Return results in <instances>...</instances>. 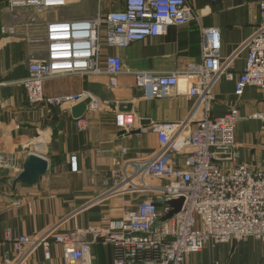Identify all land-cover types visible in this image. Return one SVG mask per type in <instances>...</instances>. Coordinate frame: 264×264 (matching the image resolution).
<instances>
[{"label":"crops","instance_id":"crops-1","mask_svg":"<svg viewBox=\"0 0 264 264\" xmlns=\"http://www.w3.org/2000/svg\"><path fill=\"white\" fill-rule=\"evenodd\" d=\"M263 1L190 0L197 19L172 25L165 35L126 48L104 46L103 55H119L123 61V73L114 88L105 72L70 73L46 80V97L85 92L107 102L97 111L87 110L83 116L87 126L80 129L72 114L77 103L32 104L22 80L29 73V62L47 53L49 21L104 16L122 10L125 0H67L65 5L44 12L28 7L13 10L8 0H0V153L11 159L9 166L0 167V264L19 261L15 239L20 235L100 230L155 196L154 190H133L123 181L116 183L113 172L124 162L146 160L159 148L158 135L151 129L154 123L185 122L183 132L189 133L203 113L196 108L195 98L187 94L188 82H180L172 95L149 99L137 89L133 72L167 73L199 62L202 29L217 27L223 58L237 53L233 70L238 75L246 62V42L264 23ZM101 67L105 68L104 60ZM213 91V116H222L233 105L239 108L237 163L264 170V119L255 116L264 114V88L250 85L237 96L235 81L222 78ZM123 102L133 105L130 132L116 124V114L122 112L118 104ZM31 153L46 158L49 168L38 182L26 184L17 177ZM184 157L185 153L173 155L177 164H182ZM49 252L48 258L41 246L22 264H65L60 244L53 243ZM92 258L93 264H113L112 246L98 239L92 245ZM184 264H264V242L253 237L209 242L189 254Z\"/></svg>","mask_w":264,"mask_h":264},{"label":"built area","instance_id":"built-area-1","mask_svg":"<svg viewBox=\"0 0 264 264\" xmlns=\"http://www.w3.org/2000/svg\"><path fill=\"white\" fill-rule=\"evenodd\" d=\"M190 0H125L122 10L97 15L92 19L52 20L47 24V53L33 59L22 80L32 104H75L91 98L88 112L105 103L85 92L46 97L44 84L51 78L70 74L109 76V85H118L123 73L119 55L104 54V46L126 48L149 37L163 36L172 25H185L197 19ZM67 0H8L13 10L22 7L44 12L65 5ZM264 12V1L260 4ZM6 31V30H4ZM201 60L186 68L167 73L134 71L137 89L149 99L172 95L180 82H188V96L195 98L202 117L189 133L185 122L154 123L160 146L144 161L124 162L113 172L116 183L128 189L154 190L157 194L141 201L124 216L111 220L100 230L88 228L67 233L48 230L37 235L23 234L15 239L24 263L39 247L46 256L53 243L63 247L65 264H93L92 245L101 239L113 249V264H184L189 254L209 242L226 243L253 237L264 242V170L237 163L236 127L240 119L237 105L222 116L211 114L215 100L214 85L222 78L235 81V94L246 87L264 88V23L246 42L247 57L243 70L234 72L237 53L223 58L217 27L202 29ZM104 57V58H103ZM104 60L105 68L101 67ZM256 117L264 119L259 112ZM116 124L130 132L134 115L116 114ZM85 129L86 119H77ZM126 153V149L122 150ZM185 153L182 164L173 155ZM76 157H73L74 168ZM11 159L0 153V167ZM132 167V170H129ZM184 198L180 212L160 221L171 207L166 200ZM92 235V237H90Z\"/></svg>","mask_w":264,"mask_h":264},{"label":"water","instance_id":"water-1","mask_svg":"<svg viewBox=\"0 0 264 264\" xmlns=\"http://www.w3.org/2000/svg\"><path fill=\"white\" fill-rule=\"evenodd\" d=\"M91 102V98L87 97L86 99L80 101L76 105L72 107L73 117L77 120L82 118L88 110V106ZM112 105H116L115 102ZM119 110L122 112L130 113L132 110V103H119ZM49 168V162L46 158L39 156L37 154L31 153L26 159L23 170L17 177V180L26 183V184H34L38 182L41 176H43ZM184 203V198H176L171 200H166L165 204L171 207V210L164 215L160 221H166L171 219L175 214L181 211L182 205Z\"/></svg>","mask_w":264,"mask_h":264},{"label":"rangeland","instance_id":"rangeland-1","mask_svg":"<svg viewBox=\"0 0 264 264\" xmlns=\"http://www.w3.org/2000/svg\"><path fill=\"white\" fill-rule=\"evenodd\" d=\"M43 58V57H42ZM38 59V58H37Z\"/></svg>","mask_w":264,"mask_h":264}]
</instances>
